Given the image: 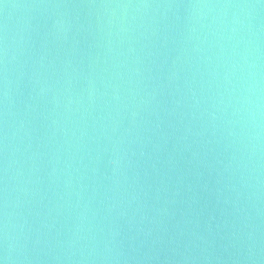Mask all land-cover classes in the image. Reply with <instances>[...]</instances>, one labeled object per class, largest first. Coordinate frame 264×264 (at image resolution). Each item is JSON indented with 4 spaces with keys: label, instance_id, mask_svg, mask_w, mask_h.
<instances>
[{
    "label": "water",
    "instance_id": "water-1",
    "mask_svg": "<svg viewBox=\"0 0 264 264\" xmlns=\"http://www.w3.org/2000/svg\"><path fill=\"white\" fill-rule=\"evenodd\" d=\"M0 264H264V0H0Z\"/></svg>",
    "mask_w": 264,
    "mask_h": 264
}]
</instances>
